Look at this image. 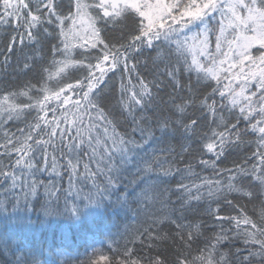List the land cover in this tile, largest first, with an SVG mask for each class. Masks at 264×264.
Returning <instances> with one entry per match:
<instances>
[{"label": "snow or ice", "instance_id": "6c2138e0", "mask_svg": "<svg viewBox=\"0 0 264 264\" xmlns=\"http://www.w3.org/2000/svg\"><path fill=\"white\" fill-rule=\"evenodd\" d=\"M0 31L30 77L0 89L8 204L131 196L160 214L109 264H264V0H0Z\"/></svg>", "mask_w": 264, "mask_h": 264}, {"label": "trees", "instance_id": "16d2710c", "mask_svg": "<svg viewBox=\"0 0 264 264\" xmlns=\"http://www.w3.org/2000/svg\"><path fill=\"white\" fill-rule=\"evenodd\" d=\"M4 32L0 31V50L3 49ZM148 54L142 58L141 64L147 60ZM17 56L13 55L8 66H3V56H0V89L11 87L24 79L16 65ZM151 68V61H148ZM142 71H146L142 68ZM119 77H117V81ZM17 125L9 124L8 127L15 131ZM23 127V124L18 125ZM238 159L234 154L223 162L221 167H231L232 161ZM199 171V168L196 169ZM130 169L129 172H133ZM127 179L133 177L125 174ZM47 180L48 178L41 177ZM63 187H67V179L60 182ZM123 184L119 192L124 191ZM129 192L139 191L135 185L127 189ZM42 191V190H41ZM88 188H84V193ZM119 192H113L111 199L115 200ZM19 198V205L12 207L8 200L11 195L0 192V264H16L20 258L36 257L41 264H109V261L102 260L100 257L107 256L111 258L116 250H122L125 244L129 243L136 235L138 230L148 226V222L154 218V215L160 214L161 205H155L145 208L143 205L134 202L130 196L128 204L120 207L109 201H103L98 204H92L84 207L81 205V211L77 216L70 215V209L73 203L80 205V197H69L68 205L65 207L64 198L61 197L59 207L44 205L45 197L37 196L29 200V206L25 207V200L22 193H16ZM83 195V194H82ZM172 201H176V196H171ZM247 204V198L241 201ZM8 204L7 209L3 206ZM42 205L44 207H42ZM45 207L51 215L45 214ZM215 207V205H213ZM251 212V205H248ZM226 213H221L225 215ZM234 214V213H233ZM205 219L211 223L210 217ZM167 231V230H165ZM153 236L156 232L153 231ZM147 241V237H143ZM155 243L160 250L171 260L174 247L170 240H156ZM237 246H240L237 244ZM135 247L140 251H148L147 247L141 249L137 240ZM99 250V251H95ZM166 250V251H165ZM227 251V249H222ZM71 254L69 258L66 254Z\"/></svg>", "mask_w": 264, "mask_h": 264}]
</instances>
